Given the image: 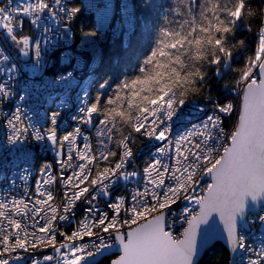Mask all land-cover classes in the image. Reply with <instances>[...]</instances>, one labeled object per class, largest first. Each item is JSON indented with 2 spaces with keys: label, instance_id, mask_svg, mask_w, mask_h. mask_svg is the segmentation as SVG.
I'll return each mask as SVG.
<instances>
[{
  "label": "snow or ice",
  "instance_id": "1",
  "mask_svg": "<svg viewBox=\"0 0 264 264\" xmlns=\"http://www.w3.org/2000/svg\"><path fill=\"white\" fill-rule=\"evenodd\" d=\"M93 7L99 24L85 31L80 0H0L3 147L45 153L31 183L24 169L0 187V264H204L221 246L246 254L228 264H264V9L143 0L157 20L132 75L96 81L64 127V101L33 123L14 102L15 60L37 87L77 85L78 71H96L95 38L115 20L114 0ZM133 11L123 3L122 15ZM77 30L85 51L67 43Z\"/></svg>",
  "mask_w": 264,
  "mask_h": 264
},
{
  "label": "built area",
  "instance_id": "2",
  "mask_svg": "<svg viewBox=\"0 0 264 264\" xmlns=\"http://www.w3.org/2000/svg\"><path fill=\"white\" fill-rule=\"evenodd\" d=\"M84 7L91 11L94 15L96 26L99 24V14L97 10L93 7L97 3V0H81ZM115 3V20L112 21L111 27L106 30H99L98 37L95 38L96 45L102 56H97L99 64L96 66V71L93 72L92 68L85 67L82 71L76 73L77 85L69 87L68 85H60L55 88L49 87L46 84H41L37 87L29 79L27 73L24 71V60L20 58L15 60V63L20 67L19 78L14 82H11L16 97L14 102H18L20 107L23 108L29 116L32 117L33 123L44 124L46 123V118L48 113L53 110H58L61 101H64L71 105L70 109H59L63 111V116L61 117V127H64V121L66 117H70L71 113L75 111L76 106L79 104V97L82 96L85 90L92 92L94 84L96 82L99 70L101 69L105 56L108 49L113 46L116 42H121L123 45L128 46L131 40L132 29L124 26V21L128 19L129 15H134L136 17L135 25L137 22V6L135 0H114ZM123 3L129 5H134V11L131 13H125L122 15ZM135 27V26H134ZM2 35V34H0ZM82 32L76 31L72 39L68 40L67 43L71 44L73 48L77 51H85L87 47L78 48L81 44ZM93 38H87L91 40ZM87 41H85L86 44ZM61 49L64 45L62 44ZM50 55V54H49ZM51 66L55 63V67L52 69L53 72L60 71L61 66L59 61L52 57L48 60ZM92 63V61H90ZM5 75H0V81L5 79ZM21 94L26 95V99L22 102L18 101V97ZM232 101L235 102L236 97L231 96ZM70 122V121H69ZM3 130H0V187H4L8 184L10 178L19 180V177L24 175V169H28L31 173L30 183L36 178V170L38 167L36 157L43 158L45 153L41 151L38 145H25L23 148L21 145L3 147ZM24 149H30L33 158L27 159L25 156ZM144 153L142 152V155ZM251 229L246 233L248 236V241L253 246H258L261 242L260 231L257 230L260 226L259 224L250 225ZM237 258L239 261L242 257L246 259L245 253H239Z\"/></svg>",
  "mask_w": 264,
  "mask_h": 264
},
{
  "label": "trees",
  "instance_id": "3",
  "mask_svg": "<svg viewBox=\"0 0 264 264\" xmlns=\"http://www.w3.org/2000/svg\"><path fill=\"white\" fill-rule=\"evenodd\" d=\"M135 1L137 6V22L131 35L130 43L128 46H125L121 42H116L111 47L109 54L99 70L96 81L106 77H111L113 81H116L124 75H132L136 63L142 58L150 46L151 36L153 34L152 30L156 26L157 11L155 8L142 7L143 0ZM80 3L82 12L78 24L85 31L92 30L96 27L94 15L84 7L81 0ZM252 7L254 9H264V0H252ZM253 27H256L255 22H253ZM95 90L96 86L94 84L93 94ZM228 99L231 100L232 97L229 96ZM218 257H222L225 264H228V261H230L229 252L225 247L221 246L213 247L208 251L204 264H215Z\"/></svg>",
  "mask_w": 264,
  "mask_h": 264
},
{
  "label": "water",
  "instance_id": "4",
  "mask_svg": "<svg viewBox=\"0 0 264 264\" xmlns=\"http://www.w3.org/2000/svg\"><path fill=\"white\" fill-rule=\"evenodd\" d=\"M20 59L23 60L22 57H21ZM250 229H251V227L249 228V230H250ZM257 230L260 231V227H259ZM220 243L223 244V241H220ZM239 255H240L239 253H236V254L229 253L230 260H232V259L237 260V258H238Z\"/></svg>",
  "mask_w": 264,
  "mask_h": 264
},
{
  "label": "bare ground",
  "instance_id": "5",
  "mask_svg": "<svg viewBox=\"0 0 264 264\" xmlns=\"http://www.w3.org/2000/svg\"><path fill=\"white\" fill-rule=\"evenodd\" d=\"M133 30H134V27H133V29H132V33H133ZM111 47H112V46H111ZM111 47L108 49V52H107V54H106V56H105V59H106L107 55L109 54ZM105 59H104V61H105ZM98 75H99V73H98ZM97 77H98V76H97Z\"/></svg>",
  "mask_w": 264,
  "mask_h": 264
}]
</instances>
